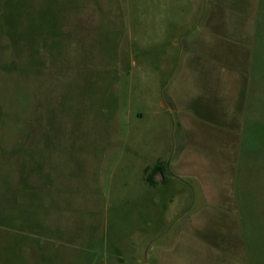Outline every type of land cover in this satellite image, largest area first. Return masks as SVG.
Instances as JSON below:
<instances>
[{
    "label": "rangeland",
    "instance_id": "rangeland-1",
    "mask_svg": "<svg viewBox=\"0 0 264 264\" xmlns=\"http://www.w3.org/2000/svg\"><path fill=\"white\" fill-rule=\"evenodd\" d=\"M0 264H264V0H0Z\"/></svg>",
    "mask_w": 264,
    "mask_h": 264
},
{
    "label": "trees",
    "instance_id": "trees-1",
    "mask_svg": "<svg viewBox=\"0 0 264 264\" xmlns=\"http://www.w3.org/2000/svg\"><path fill=\"white\" fill-rule=\"evenodd\" d=\"M163 167L161 164H157L155 168L153 169V172L150 173L149 169H146V175H147V182L151 185L154 186L156 184V181L154 180V176L157 174H162Z\"/></svg>",
    "mask_w": 264,
    "mask_h": 264
}]
</instances>
